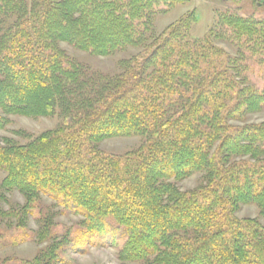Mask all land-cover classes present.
I'll return each instance as SVG.
<instances>
[{
	"label": "trees",
	"instance_id": "trees-1",
	"mask_svg": "<svg viewBox=\"0 0 264 264\" xmlns=\"http://www.w3.org/2000/svg\"><path fill=\"white\" fill-rule=\"evenodd\" d=\"M177 1L0 0V130L9 116L60 119L23 145L0 138V189L24 198V216L41 196L81 216L75 253L124 241L123 262L264 264V227L235 216L255 205L264 217V120L246 122L264 112V91L216 34L190 41L182 22V36L176 26L146 35L152 9ZM221 21L264 53V23ZM61 42L95 56L142 52L108 75ZM129 137L142 144L120 156L97 149ZM197 173L195 190L175 185ZM57 248L30 264H65Z\"/></svg>",
	"mask_w": 264,
	"mask_h": 264
},
{
	"label": "rangeland",
	"instance_id": "rangeland-1",
	"mask_svg": "<svg viewBox=\"0 0 264 264\" xmlns=\"http://www.w3.org/2000/svg\"><path fill=\"white\" fill-rule=\"evenodd\" d=\"M225 17L264 23V0L160 2L148 14L146 35L161 37L173 26L180 28L181 36L186 28L190 41H200L207 35L216 34L220 39L214 40L215 47L226 56L237 58V73L245 77L255 89L264 91V53L254 47L252 42L237 37L232 28L223 25L221 20ZM145 21L142 19L140 24L143 25ZM182 22L188 27L182 28ZM59 47L68 57L108 75L119 72L120 60L142 52V48L126 47L109 56H95L63 42L59 43ZM263 120L264 112L247 116L246 122L258 123ZM8 121L7 126L0 130V138L11 139L21 145L60 124L57 115L45 118L9 116ZM141 144L142 139L139 137L113 138L99 143L97 149L104 154L120 156L137 149ZM4 176L5 173L0 171V183ZM201 184L200 173L175 182L181 191H193ZM24 205L25 200L18 192H3L0 189V264H30L54 244L58 247L55 254L65 264H144L142 261L119 260L118 253L124 241H118L110 247H87L84 253H75L70 250L69 242L84 229L81 216L65 211L44 196L31 204V212L26 216L22 211ZM235 216L238 219H254L264 227V217L260 216L255 205L241 206Z\"/></svg>",
	"mask_w": 264,
	"mask_h": 264
}]
</instances>
